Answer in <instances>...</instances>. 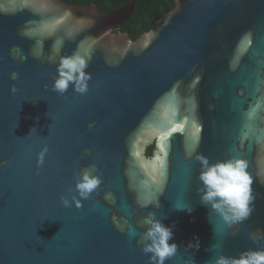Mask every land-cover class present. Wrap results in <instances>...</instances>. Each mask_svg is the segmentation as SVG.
Here are the masks:
<instances>
[{"label":"water","instance_id":"obj_1","mask_svg":"<svg viewBox=\"0 0 264 264\" xmlns=\"http://www.w3.org/2000/svg\"><path fill=\"white\" fill-rule=\"evenodd\" d=\"M135 7L0 0V264H149L150 213L174 225L166 264L264 249V0H175L131 42L113 31ZM72 54L88 60V91L60 96L53 77ZM197 155L247 162V220L229 228L200 203ZM91 165L102 183L80 208L63 207ZM194 237L198 250L187 248Z\"/></svg>","mask_w":264,"mask_h":264},{"label":"clouds","instance_id":"obj_2","mask_svg":"<svg viewBox=\"0 0 264 264\" xmlns=\"http://www.w3.org/2000/svg\"><path fill=\"white\" fill-rule=\"evenodd\" d=\"M87 68L88 60L79 55L61 56L57 64L56 75L53 77L51 91L64 96L71 87L75 93L85 94L91 79V74L86 71ZM17 77L18 74L15 72L10 75L12 80H16ZM11 91H16L15 86L12 87ZM34 131L35 129H32V133ZM161 151L163 152V149ZM45 152H47L46 147L41 153L40 163L43 162ZM195 159L200 164L198 175L200 183L197 189L200 203L217 213L229 228L247 220L254 211L256 199L252 188L254 178L248 172L247 162L243 159L228 158L213 163L203 155H197ZM157 161L159 164L165 162L160 157H157ZM101 183L102 177L97 167L95 165L85 167L76 173L74 187L76 195H71V201L62 195L60 202L65 208L72 205L80 208L81 201L89 199ZM68 191L71 194L73 189ZM105 199L113 200L114 198L111 193H108ZM141 206L148 207V205ZM176 207L184 208L180 205ZM187 210L189 213L191 212V208ZM143 225L145 230L140 234V242L143 244L141 250L149 256V264H166V261L174 257L178 250L177 244L169 243L173 238L174 225L165 226L155 218L153 213H150L143 220ZM132 233L135 234L134 230ZM194 239L196 242H190L187 248L198 250L200 247L199 239L196 237ZM190 264H193V261ZM210 264H264V249H248L236 257L225 256L221 253L214 256Z\"/></svg>","mask_w":264,"mask_h":264},{"label":"trees","instance_id":"obj_3","mask_svg":"<svg viewBox=\"0 0 264 264\" xmlns=\"http://www.w3.org/2000/svg\"><path fill=\"white\" fill-rule=\"evenodd\" d=\"M74 6L96 5L103 13L113 12L136 2L134 15L119 30L113 33L122 32L130 37L131 42L136 41L144 34L150 32L151 27L166 14L175 8V0H61ZM155 152V145L147 150V156L152 157Z\"/></svg>","mask_w":264,"mask_h":264},{"label":"snow or ice","instance_id":"obj_4","mask_svg":"<svg viewBox=\"0 0 264 264\" xmlns=\"http://www.w3.org/2000/svg\"><path fill=\"white\" fill-rule=\"evenodd\" d=\"M254 114H255V109H253L252 113H250L249 115L251 116V115H254ZM173 115H175V113H173ZM169 123L171 124L172 121H169ZM175 123H176L177 125H180L179 130H180L181 132H183V131H184V129H183V125H184L185 123H187V120H183V121H181V120H176ZM192 126H193L194 128H196V133L193 134V138L195 139V138H197V135H198V133L200 132V129H199L198 127H196V125H195L194 123H193ZM176 130H177L176 128H173V129H172V131H176ZM164 131H165V133H166L167 135H171V132L168 131L167 128H165Z\"/></svg>","mask_w":264,"mask_h":264}]
</instances>
